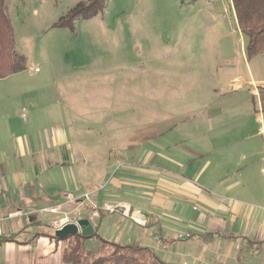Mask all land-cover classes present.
<instances>
[{"label":"crops","instance_id":"crops-1","mask_svg":"<svg viewBox=\"0 0 264 264\" xmlns=\"http://www.w3.org/2000/svg\"><path fill=\"white\" fill-rule=\"evenodd\" d=\"M225 2L237 43L231 61L202 78L193 108L172 124L156 119L152 126L146 114L141 127L156 130L143 139L127 135L117 118L96 116L100 106L81 91L0 87V253L7 264H63L62 242L34 238L40 229L50 234L63 212L84 213L99 231L98 218L108 219L116 242H138L168 263L264 264V73L254 68L264 54L248 56L232 0ZM17 96L26 107L7 106ZM98 102L123 119V105ZM97 127L105 130L91 133ZM107 206H123L145 224Z\"/></svg>","mask_w":264,"mask_h":264},{"label":"rangeland","instance_id":"rangeland-1","mask_svg":"<svg viewBox=\"0 0 264 264\" xmlns=\"http://www.w3.org/2000/svg\"><path fill=\"white\" fill-rule=\"evenodd\" d=\"M85 1H6L14 25L15 51L25 58L26 69L17 78L2 82V90L81 91L85 101L91 98L94 108L100 106L96 116L117 118L127 135L143 139L156 129L141 127L142 118L147 114L152 126L156 119L172 124L181 118L183 111L193 108V89H203L202 78L216 74L225 64L224 58L231 61L237 44L225 0H217L218 6L206 0H107L103 12L89 20H77L74 30L55 26ZM254 68L256 73H264V55ZM22 99L11 97L13 102L7 101V106L26 107ZM99 100L123 105V119L118 113L104 111ZM145 107L146 113L141 110ZM163 107L168 113H158ZM169 107H175V112ZM102 127L91 129V133L100 135L105 130ZM81 213L69 216L86 218ZM98 219L103 222L99 235L116 241L113 224ZM87 247L96 252L99 242L91 239ZM0 264H7L2 252Z\"/></svg>","mask_w":264,"mask_h":264},{"label":"trees","instance_id":"trees-1","mask_svg":"<svg viewBox=\"0 0 264 264\" xmlns=\"http://www.w3.org/2000/svg\"><path fill=\"white\" fill-rule=\"evenodd\" d=\"M6 1L0 0V80L26 69L25 58L15 52L14 25L7 12ZM232 3L239 28L247 40L248 56L264 54V0H232ZM106 6L107 0H87L70 10L55 26L74 30L77 20L92 19L103 12ZM48 228L51 229L50 234L40 229L34 238L48 236L56 242H62L63 264H172L162 260L151 249L141 246L138 242L120 243L100 236L99 227L93 236L76 234L65 239L58 238L53 227ZM14 236L3 237L1 240L11 242ZM91 239L99 242L96 252L87 247V242Z\"/></svg>","mask_w":264,"mask_h":264},{"label":"built area","instance_id":"built-area-1","mask_svg":"<svg viewBox=\"0 0 264 264\" xmlns=\"http://www.w3.org/2000/svg\"><path fill=\"white\" fill-rule=\"evenodd\" d=\"M208 1L213 2L215 0H208ZM106 209L109 212L118 211V210L120 211L121 209H123V214L125 216L127 217L131 216V218L138 224H141V225L145 224L142 219L135 218L134 215L129 214L130 212L127 209L124 210L123 206H118V207L117 206H114V207L107 206ZM61 210L62 209H60L59 207H52L50 209H47V211H49L51 214H60ZM63 214H64L63 217H61L60 219L52 223V227L55 229V231L58 229H62L63 227H65V225L77 224V222H79V220L82 219L81 216H78L76 218H71L68 213L63 212ZM8 217L12 218L14 217V215L10 214Z\"/></svg>","mask_w":264,"mask_h":264},{"label":"water","instance_id":"water-1","mask_svg":"<svg viewBox=\"0 0 264 264\" xmlns=\"http://www.w3.org/2000/svg\"><path fill=\"white\" fill-rule=\"evenodd\" d=\"M94 227L88 219H80L77 224L65 225L62 229L55 231V235L60 239H65L70 235L82 234L84 236H93Z\"/></svg>","mask_w":264,"mask_h":264}]
</instances>
